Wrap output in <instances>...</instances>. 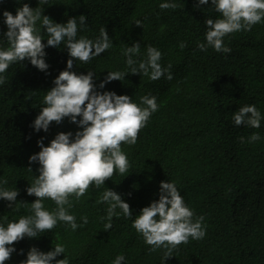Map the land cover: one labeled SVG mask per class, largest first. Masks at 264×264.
Returning a JSON list of instances; mask_svg holds the SVG:
<instances>
[{
	"label": "trees",
	"instance_id": "trees-1",
	"mask_svg": "<svg viewBox=\"0 0 264 264\" xmlns=\"http://www.w3.org/2000/svg\"><path fill=\"white\" fill-rule=\"evenodd\" d=\"M161 0H48L42 15L56 23L84 15L86 28L79 36L95 39L104 27L112 47L87 63H73L77 74L95 73L99 85L107 72L124 71L123 49L140 44L142 59L146 46L162 53L161 66L170 67L172 79L163 76L150 80L139 74H126L112 80L98 91L139 98L153 95L158 110L138 132L134 145L122 143L129 168L115 173L104 185L90 184L79 199L69 196V214L87 216L88 222L73 231L64 222L36 238L24 237L13 242L15 251L4 264H21L31 247L52 250L56 244L65 248L55 259L66 257L68 264H112L117 254L122 264H162L163 248L150 250L144 238L132 227L140 209L158 199L161 181L174 182L184 202L193 210L194 219L203 216L205 236L189 238L173 249L166 264H264V118L259 128L235 126L232 114L243 105H255L264 117V21L251 30L224 37L231 49L227 54L208 48L200 51L208 18L219 13L209 4L195 7V0H174L175 9H161ZM26 3L40 7L37 0H0V13L15 10ZM139 22L140 25L136 24ZM39 27V22H37ZM6 25L0 16V33ZM46 39V34L41 30ZM42 43L45 41L42 40ZM185 47L181 48L180 44ZM7 47V42L3 44ZM46 71L32 66L27 59L14 63L5 72L0 85V177L6 189L16 188L17 203L0 199V223L31 214L35 196L28 195L39 165L28 157L45 146L58 132L75 134L77 125L64 118L51 122L47 132L34 131L32 121L38 115L45 91L65 69L69 58L64 47L44 49ZM79 119V117H78ZM261 139L248 142L252 133ZM244 141L241 143L240 138ZM31 169V171L29 170ZM105 187L118 193L128 203L132 218L112 217V227L105 230L107 203L101 202ZM21 202V203H20ZM44 207L54 211L57 205L45 198ZM119 211V209H117ZM64 256V257H63Z\"/></svg>",
	"mask_w": 264,
	"mask_h": 264
},
{
	"label": "clouds",
	"instance_id": "clouds-1",
	"mask_svg": "<svg viewBox=\"0 0 264 264\" xmlns=\"http://www.w3.org/2000/svg\"><path fill=\"white\" fill-rule=\"evenodd\" d=\"M16 2L20 4V0ZM47 3L48 0H37L40 7L32 8L23 3L14 15L7 10L0 13L7 29L0 33V85L5 83V72L10 65L27 59L36 69L46 71L49 66L45 62L44 49L48 46L66 48L69 58L65 69L53 79V86L45 91L41 102L43 106L31 127L34 131L47 132L51 122L59 124L67 118L79 130L75 134L58 132L47 146L42 139L37 141L40 150L30 155L28 160L38 163L39 175L26 188V193L36 199L31 203L30 215L6 224L0 223V264H4L15 251L13 242L24 237L36 238L46 230L53 229L58 221L64 222L73 231L87 224V216H81V224L78 225L76 218L69 214V196L74 194L79 199L90 184L100 187L114 172L124 174L128 171L129 162L121 144L136 143L139 130L158 110L157 99L153 95H144L139 98L138 104L128 95L100 92L97 88L103 89L112 80L121 81L129 73L147 76L150 80H158L162 76L167 80L172 79L171 66H161L162 53L159 49L148 45L143 58L137 59L141 47L139 43L133 42L123 49L125 70L107 72L104 80L95 85L94 72L77 74L71 69L74 60L87 63L112 47V40L105 28L99 30V36L95 39L78 37V31L86 28V17L79 15L68 18L65 23H56L42 15V6ZM207 4L209 0H195L194 6ZM176 7L174 0H161L159 3L161 9ZM211 7L219 13V17L204 21L207 30L204 41L197 43L200 51L210 47L216 52L227 54L231 49L224 43L225 36L241 30L249 31L253 25L264 21V0H211ZM136 24L140 25L138 21ZM41 30L46 34V39ZM5 41L7 47L3 46ZM180 47H185L184 43ZM262 118L261 112L251 104L239 107L232 114L235 126L243 124L259 128ZM260 139V134L254 132L248 137V142ZM240 140L241 143L245 142L243 137ZM7 183L6 179L0 177V199L8 201V206L12 208L17 203L18 190L15 187L6 189L4 185ZM45 198L57 205L54 211L50 212L44 207ZM100 200L108 205L105 230L112 227L113 216L122 214L125 218L133 217L128 203L115 191L105 187ZM134 217L132 227L147 245L152 246L150 250L165 249L161 257L162 264H166L171 251L178 245L188 243L189 238L202 239L206 234L204 217L201 215L194 219L193 210L184 202L176 184L169 180L160 182L158 199L141 208ZM64 252L62 244L54 245L47 252L31 247L21 264H68L64 256L63 259H55ZM124 260L122 254H117L112 264H122Z\"/></svg>",
	"mask_w": 264,
	"mask_h": 264
}]
</instances>
